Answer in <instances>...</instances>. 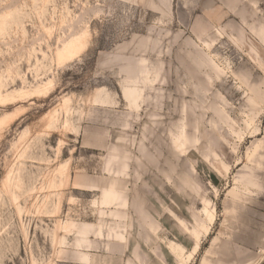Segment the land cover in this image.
<instances>
[{
    "label": "rangeland",
    "instance_id": "374dc122",
    "mask_svg": "<svg viewBox=\"0 0 264 264\" xmlns=\"http://www.w3.org/2000/svg\"><path fill=\"white\" fill-rule=\"evenodd\" d=\"M206 1L0 0V264H89L76 247L96 221L97 193L75 188L73 175L100 174L111 155L146 156L151 170H165L177 149H189L171 139L197 144L196 158L205 153L208 170L221 173L215 195L208 170L195 163L196 209L210 200L217 221L184 264H264V240L253 247L242 239L240 257H215L232 234L257 225L264 233V172L253 170L264 169V47L249 33L264 24V0H244L253 20L234 18L247 43L235 23L226 25L241 41L225 28L234 15L220 19V1L222 11L207 13L220 19L215 26L207 19L194 26ZM253 32L264 44V26ZM74 37L83 48L59 61ZM124 87L139 90L134 104L123 99ZM99 89L108 106L93 105ZM91 125L94 150L84 139ZM232 187L243 205L222 214Z\"/></svg>",
    "mask_w": 264,
    "mask_h": 264
},
{
    "label": "crops",
    "instance_id": "0c3cea01",
    "mask_svg": "<svg viewBox=\"0 0 264 264\" xmlns=\"http://www.w3.org/2000/svg\"><path fill=\"white\" fill-rule=\"evenodd\" d=\"M216 1L222 2L226 11H222L215 4ZM229 1L207 0L204 12L195 19L194 26L198 25L199 19H207L215 26L217 20L230 13L234 16L228 19L224 26L229 29L232 37L241 41L226 24L232 21L243 31L242 23L234 18H239L245 23L256 18V14L247 12L244 0L236 1L234 5H230ZM213 10L222 11V17L217 20L208 17L207 13ZM187 13L189 12H183L185 19H188ZM260 25L264 26L261 22L257 26L249 25V33L253 40L264 47L253 32ZM224 32L230 35L226 30ZM243 35L242 43H247L244 40V31ZM252 39H249V49L256 52ZM124 89H128L134 102H128L122 91L123 99L129 105L134 104L139 96V90L129 87ZM94 106L104 107L108 104ZM84 135L88 147L94 150V126L91 125ZM170 143L175 148L184 145L189 146V149L185 153H180L177 149V153L170 156V167L165 170H151V166L147 165L151 160H147L146 156L139 155L134 160L129 159V156L111 155L105 160L103 172L100 174L75 172L72 182L75 188L97 193L94 199L96 221L87 232H83V237L78 242L76 256L79 260H87L89 264H184L201 249L204 239L210 235L212 226L217 221V209L210 200L202 199L203 206L205 201L210 203L207 204V208L213 210V223L210 222L212 218L209 212L205 216L203 206L199 210L196 209V204L200 203L202 189L196 185L195 163H201L200 166L208 170L209 160L205 153H201V156L197 154L199 158H196L194 153L197 144L191 146L192 143L187 139L181 143L171 139ZM211 160L217 162L215 158ZM237 164L239 161L235 165ZM261 165L253 167L256 174L260 173L257 172L259 171L257 167L262 168L264 172ZM212 167L214 170L209 169L207 177L211 191L216 195L221 173L218 174L220 170ZM208 192L210 193V190ZM241 195L242 191L239 192V189L230 188L227 195L229 197L221 204V213L227 215L236 212L237 207L241 208L243 205ZM258 232L263 233L259 225L246 234H232L230 240L219 245L215 253L218 255L215 257L226 258L231 256V253L242 256L245 252L242 247L248 246L242 244V239L250 240L251 246L258 247V243L264 240V233ZM236 255L232 256L237 257ZM202 264H205V260Z\"/></svg>",
    "mask_w": 264,
    "mask_h": 264
},
{
    "label": "bare ground",
    "instance_id": "6f19581e",
    "mask_svg": "<svg viewBox=\"0 0 264 264\" xmlns=\"http://www.w3.org/2000/svg\"><path fill=\"white\" fill-rule=\"evenodd\" d=\"M82 48H83V43L81 42L80 37H74V38L70 39L69 41H67L65 44H63V46L60 48V50L58 52L57 58L61 62L64 60H68V59L72 58L73 56H75ZM123 97L128 102H134V99L130 97L128 89H123ZM92 102H93V105L94 104H108L109 103L106 93L103 92V90H101V89H99V91H97V93L94 94V96L92 97ZM64 125L65 126L68 125L67 120H65ZM63 168H64V166H61L60 168L57 169V171L60 174H63V173H65ZM3 185L5 187L8 186V181L6 178L3 179Z\"/></svg>",
    "mask_w": 264,
    "mask_h": 264
}]
</instances>
